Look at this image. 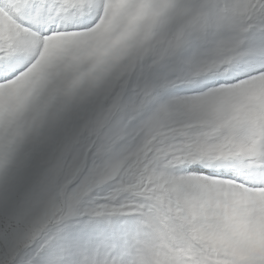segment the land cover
Masks as SVG:
<instances>
[{"label": "snow or ice", "instance_id": "1", "mask_svg": "<svg viewBox=\"0 0 264 264\" xmlns=\"http://www.w3.org/2000/svg\"><path fill=\"white\" fill-rule=\"evenodd\" d=\"M0 264H264V0H0Z\"/></svg>", "mask_w": 264, "mask_h": 264}]
</instances>
